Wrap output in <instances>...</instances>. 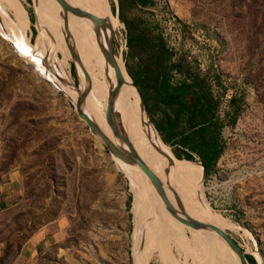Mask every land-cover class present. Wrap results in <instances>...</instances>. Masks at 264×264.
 Returning a JSON list of instances; mask_svg holds the SVG:
<instances>
[{
  "label": "rangeland",
  "instance_id": "374dc122",
  "mask_svg": "<svg viewBox=\"0 0 264 264\" xmlns=\"http://www.w3.org/2000/svg\"><path fill=\"white\" fill-rule=\"evenodd\" d=\"M55 1L62 16L61 4ZM32 3L0 0V186L14 173L21 188L15 203L0 206L1 260H10L24 237L46 223L45 231L55 230L57 234L39 244L33 264H134L144 227L153 220L145 218L138 228V217L145 211L144 201L154 206L158 197L141 181L135 182L132 165L114 158L92 135L74 99L63 89L71 86L82 92L86 85L83 71L75 69L67 43H59L57 33L65 36L63 31L52 17L44 15L35 0L36 21ZM100 3L115 22L111 51L118 65L125 56L131 63L133 58L126 55L125 28L115 14L116 0ZM127 13L152 33H160L173 57L183 55L185 61L210 77L218 74L222 86L213 87L224 91L219 107L223 119L228 97L235 94L238 98L234 122L222 128L224 149L216 169L206 176L198 165L184 166L183 171L199 175L200 194L215 214L217 226L244 254H251L256 264H264V0H152L149 6H135ZM43 20L45 37L53 48L46 56ZM66 20L75 23L71 16L66 15ZM76 26L88 55L84 45L87 37ZM34 44L40 50H34ZM78 56L99 81L102 75L96 67L92 69ZM58 59L64 65L60 71L55 66ZM59 75L65 82L58 79ZM92 96L100 98L94 90ZM84 97L79 102L82 111L87 109ZM154 132L146 134L161 150L166 145L167 154H173ZM169 186L172 206L178 199L186 212L201 216L198 201L192 209L185 206L189 189ZM196 195L191 200L196 201ZM175 222L182 226L186 252L170 243L174 262L202 261L205 256L196 246L194 249L197 236L192 228L169 213L166 231L172 229L177 235ZM146 264L165 262L152 250Z\"/></svg>",
  "mask_w": 264,
  "mask_h": 264
},
{
  "label": "bare ground",
  "instance_id": "6f19581e",
  "mask_svg": "<svg viewBox=\"0 0 264 264\" xmlns=\"http://www.w3.org/2000/svg\"><path fill=\"white\" fill-rule=\"evenodd\" d=\"M64 1L67 7H64L58 1L61 4V10L63 13V15L60 16L56 8L57 4L55 0H36L38 6L42 7L44 15L47 17H52L58 28L63 31L66 38L62 35L61 32H58L57 35L60 39L59 43L62 46H66L67 43L68 49L72 53V61L75 64V69L77 70L81 68L86 80V85L82 92L71 86L70 88L63 86V89L67 94L70 95V97L74 99L75 102H78L81 95L85 93V97L83 100V105L85 107L84 109H86L87 107L85 111L95 122L96 127L99 129V131L107 136V138H109L113 143L120 145L123 148H132L137 156L147 166H149L154 173L157 174V176L161 180V183L163 184L162 194L161 191L160 193L155 187H153V185L150 183L146 175L141 171L139 167L134 164L124 162L127 165L130 164L133 166L134 175L136 178L135 182L141 181L144 185V188H147L148 191L150 189L155 198L156 196L158 197V203L154 204V206L147 204V199L145 198V211L138 217V228H140L145 218L152 217L153 220L150 223H147L146 226L144 225V238H141V240L143 239L142 245L140 244L141 246H139V252L134 264H146L147 256L152 250H156L157 256L159 257V259L164 261L165 264H178L173 260L172 254L169 251V245L171 243L177 250L184 251L185 249L183 248V244L185 239L182 235V226L176 222L174 224L175 229L178 232L177 235L174 234L172 229L166 231L168 227L169 213L171 214V217L173 219L176 218L182 223L184 222L181 220L180 216L177 215H181L180 212L184 211L190 216L208 221L217 226V219L215 214L209 211L206 202L200 194V177H198L199 175L193 176L183 171L184 166L198 165L200 170L201 166L189 160L176 158L173 154L168 155L167 153L169 151V147H167L161 139V142L165 145V147L162 146V150L146 134V131L154 132L155 129L149 122L148 118L144 116V109L140 105L139 95L135 89V86L132 84L131 78L126 73L123 62L120 61V65H118L117 59L114 56L113 52L112 61L108 58V52L111 51V30L112 27H114L115 22L113 21L114 19L111 13L109 12L106 14V10L105 8H103L104 6L102 7L100 3V1L107 2V0ZM34 3L35 0H33V4ZM66 15L71 16L80 30L85 33L87 39L84 45L88 48L89 56L82 49L81 40L78 38V35L72 32L66 24ZM44 32L45 25L43 20L41 22V33L44 36L45 44L47 47V51H45L46 56V54L48 55V52L53 48L45 37ZM20 43H22V40H20ZM23 47H27L26 44H23ZM32 48L34 50L39 49V47L35 44L32 46ZM78 53L83 58V60L91 66L92 69L96 67L97 73L100 72L102 78L99 79V81H96L94 79L89 69L83 67ZM48 57L47 59L43 58V64L46 63ZM89 57H91V59ZM55 66L57 67L58 71H60L61 69L63 70V61L58 59ZM62 75L63 74H61V76ZM61 76L59 75L58 79L62 81L65 78ZM92 90H94L95 94L100 98L92 96ZM111 91H114L113 96L111 95ZM109 98L112 99L113 104L112 101L109 100ZM109 103L111 105L110 108L113 111V120L110 121L107 120L105 112L108 108ZM99 122L101 123L100 125ZM154 133L159 137L157 131ZM92 135L98 141H102L99 134L92 132ZM113 157L122 161L117 156L113 155ZM127 167L129 168V166ZM196 174H198V172ZM169 185H180L185 189L187 188V190L189 189L191 195L189 200L185 203V206L187 204V208L192 209V207L194 206L193 204L195 203V205H197L196 202L198 201L200 205L201 216L186 212L183 209L180 200L178 199H176L175 207L173 206L174 212L168 210L165 205V200L169 201V203H171L173 200V197L169 193V190L171 189ZM195 194H197L195 196L196 201L191 200L192 196ZM146 220H148V218ZM186 225L192 228L194 230L193 234H196L197 236L196 240H194V249L196 246L198 252H200L201 255L205 256L202 261L196 264H238V262L242 264L241 261L236 256H234L235 254L221 243L222 240L215 234L212 229L207 227L196 228L191 227L188 224ZM137 234H139L138 231ZM204 236H206L207 238L205 239ZM154 240L156 243L153 242ZM232 258L235 259L236 262H234Z\"/></svg>",
  "mask_w": 264,
  "mask_h": 264
},
{
  "label": "trees",
  "instance_id": "16d2710c",
  "mask_svg": "<svg viewBox=\"0 0 264 264\" xmlns=\"http://www.w3.org/2000/svg\"><path fill=\"white\" fill-rule=\"evenodd\" d=\"M116 3L115 14L125 28L126 55L133 58L128 63L124 57V68L139 91L151 123L176 158L197 160L203 175L210 174L224 149L222 128L225 123L232 124L238 112V98L235 94L228 97L223 119L219 107L224 91L213 87L222 86L218 74L210 77L185 61L183 55L173 57L160 33H152L136 17L128 15L133 7L149 6L152 0ZM111 9L114 12L112 4ZM28 18L32 19L30 11ZM66 24L78 34L74 22L66 20ZM30 28L34 32L33 25ZM174 72L178 77H172ZM245 257L249 264H256L251 254L245 253Z\"/></svg>",
  "mask_w": 264,
  "mask_h": 264
},
{
  "label": "water",
  "instance_id": "95a60500",
  "mask_svg": "<svg viewBox=\"0 0 264 264\" xmlns=\"http://www.w3.org/2000/svg\"><path fill=\"white\" fill-rule=\"evenodd\" d=\"M64 7H67L66 3L64 0H58ZM32 9H33V12H35L34 10V4L32 3ZM63 15V13H62ZM35 26L37 28V24H36V21H35ZM112 51H109L108 52V58L112 61ZM124 66V65H123ZM126 71V70H125ZM127 73V72H126ZM132 82V80H131ZM132 84L134 85V83L132 82ZM135 86V85H134ZM136 88V86H135ZM137 90V93L139 95V101H140V105L141 107L144 109L147 117H148V114L145 110V107H144V104H143V100L139 94V91L138 89L136 88ZM85 95V93H83L80 97V99L78 100V102H75V107L76 109L84 116L88 126H89V129L92 132L94 133H97L99 134L102 142L106 145L107 149L110 151V153L114 156H117L119 159H121L123 162H126V163H131V164H134L136 165L137 167H139L141 169V171L146 175V177L148 178V180L150 181V183L153 185V187H155L157 189V191H163L162 189V186L163 184L161 183V180L159 179V177L157 176L156 173H154L151 168L149 166H147L138 156L137 154L134 152V150H132V148H123L121 147L120 145H117L115 143H113L109 138H107V136H105L104 134H102L99 129L96 127V124L95 122L91 119L90 115L85 112V111H82L79 109V102L80 100L83 98V96ZM111 95L113 96L114 95V91L112 92L111 91ZM111 96V97H112ZM110 101H112L111 98H109ZM112 104H113V101H112ZM110 103L108 105V108L106 109V118L107 120H113V111L112 109L110 108ZM149 119V118H148ZM150 121V120H149ZM151 122V121H150ZM152 124V123H151ZM153 125V124H152ZM154 127V126H153ZM156 130V129H155ZM186 160V159H185ZM197 163L201 166V172H203L202 170V165L200 164L199 161H197ZM160 192V193H161ZM163 194V192H162ZM166 199V198H165ZM165 205L166 207L168 208V210H170L171 212H174V208L173 206L171 205V203H169V201L165 200ZM181 215H177V216H180L181 220L190 225L191 227H196V228H210L212 229L215 234L223 241V243L226 245V247L235 254V256L241 261L242 264H249L246 257H245V254H244V251L241 250L238 245L236 244V242L221 228H219L218 226L208 222V221H205V220H202V219H198V218H195L193 216H190L189 214L185 213L184 211L180 212Z\"/></svg>",
  "mask_w": 264,
  "mask_h": 264
},
{
  "label": "crops",
  "instance_id": "0c3cea01",
  "mask_svg": "<svg viewBox=\"0 0 264 264\" xmlns=\"http://www.w3.org/2000/svg\"><path fill=\"white\" fill-rule=\"evenodd\" d=\"M9 176V180L3 182L0 186V206H8L15 203L18 194L21 192L17 177L14 176V173H11ZM45 224L39 225L35 230L26 235L19 243L16 253L6 262L1 260L2 247L0 244V264H33L39 252V244L44 242V239L56 236L57 234L55 230L45 231Z\"/></svg>",
  "mask_w": 264,
  "mask_h": 264
}]
</instances>
